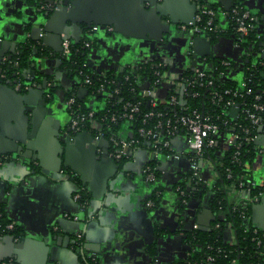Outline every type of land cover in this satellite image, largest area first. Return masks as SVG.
Wrapping results in <instances>:
<instances>
[{
	"label": "crops",
	"instance_id": "0c3cea01",
	"mask_svg": "<svg viewBox=\"0 0 264 264\" xmlns=\"http://www.w3.org/2000/svg\"><path fill=\"white\" fill-rule=\"evenodd\" d=\"M205 1L217 5V24L224 33L214 41L199 34L209 45L198 48L203 54L197 58L210 54L228 60L227 78L236 82L242 64L247 63L244 49L226 33L229 22L222 4ZM262 1L241 3L261 19ZM38 2L0 0V22L6 30L0 36L3 57L11 54L12 44L14 52L18 50L30 27L42 25L39 35L44 34V40L26 38V42L41 43L50 54L37 48L31 55L32 60H42L35 67L36 77L30 79L40 84L46 77L55 85L46 97L45 89L14 93L5 88V81L0 82V210L19 229L16 235L0 232V264L8 260L14 264H83L92 259L94 264H180L189 252L186 233L194 224L207 229L214 224L216 216L209 201L219 179L217 169L225 156L227 135L218 138L213 154L200 163L199 190L193 188L196 192L183 202L177 189L192 184L185 157L159 156L154 162L157 178L148 182L143 168L152 158L146 148H131L124 159L117 160L107 155L105 138L95 140L91 134L90 140L67 130L65 91L78 81L61 67L58 55L62 37L76 41L88 29L85 23H91L99 29L89 35L93 43L86 49L85 60L95 70H133L156 60L166 61L173 75L187 68H205L202 59H195V52L189 56L183 50L191 37L179 35L176 27L193 15L194 0H70L68 7L57 5L46 16ZM105 24L117 30L115 37L104 29ZM257 52L256 57L261 53ZM83 101L94 109L104 105L102 94H85ZM118 135L130 137L131 126L123 122ZM258 140L264 149V134ZM171 143L176 151L189 152L183 134L174 136ZM247 170L256 193L229 187L226 197L235 204L252 197L247 202L248 224L264 230V156L254 155L247 161ZM77 182L88 194L87 206L74 199ZM152 194L158 201L148 207ZM223 241L235 242L229 224L223 228Z\"/></svg>",
	"mask_w": 264,
	"mask_h": 264
},
{
	"label": "built area",
	"instance_id": "2783aa9c",
	"mask_svg": "<svg viewBox=\"0 0 264 264\" xmlns=\"http://www.w3.org/2000/svg\"><path fill=\"white\" fill-rule=\"evenodd\" d=\"M59 1L42 0L40 5L42 9L48 10L57 6ZM194 1L196 2L197 9L193 20L176 25L177 29L187 35H191V39H189L190 45L187 49L189 56H192L194 53L191 47L193 37L203 33L206 38L210 39L216 35L214 33L221 31L215 21L217 11L199 3L198 0ZM230 1L231 5L228 11H225V14L229 22L228 30H231L229 34L232 36L235 44L241 47V40L249 37L250 33L256 29L255 36L257 40L249 43V45L258 47V43L264 38V18L259 19L244 8L241 0ZM97 29L98 27L93 25L84 30L80 38L82 44L74 48V50L71 47L73 41L70 38L63 39L61 42L60 59L68 58L72 52L77 53L79 48H89L91 43L86 38ZM105 29L107 32H112L111 26H105ZM243 54L244 57H247V45L244 48ZM206 57L203 56L201 58L206 63L205 68H187L178 75H173L169 72L166 61H150L151 80L145 78L146 80L142 82L136 79L139 88H130V92L133 93L132 101H123L119 107H114L115 109L113 108V103H109L107 107V102L118 98L117 96L120 92L118 84L115 83L114 79L106 81L104 71L91 68V65L84 60L80 63L81 68L78 69L77 73L82 81L80 86L86 88L87 94H102L104 105L101 109L90 108L86 105L87 109H84L81 103L77 102L75 91H73L68 98H65V106L69 115V130L73 133L86 131L92 134L95 140L105 138L108 142L107 155L117 160L124 159L131 148H146L152 158L143 168L145 179L148 182H154L156 179L157 175L155 171H157V168L151 162H155L159 156L162 154L171 155L176 159L185 157L189 163L192 184L191 186H181L177 189L180 200L185 202L187 192L190 191L189 189L191 191H193V188L197 190L196 186L200 180L198 174L200 163L205 159L206 155H209V150H215L220 136L227 135L225 154L229 153L228 159L230 163H237L239 161L241 148L244 144L254 143L256 151L264 153V149L255 143L260 134L259 131L253 133L255 127L261 126V133L264 134V101H261L264 87L260 83H257L259 85L257 86V93H254V87L251 83L254 71L264 73V60L255 59L244 64L240 71L242 78L236 82L235 87H219L217 81L227 78L226 71L228 70L226 69L231 66L230 62L225 59H219L218 63H213V61L206 59ZM5 59L6 57H3L2 61ZM87 68L91 69L90 73L85 72ZM133 70H129V72ZM94 74H98L102 81L94 83ZM0 77H4V74H0ZM124 79H128V74L124 76ZM14 80L15 82L12 84V87L16 91L28 90L37 85L36 80H24L20 76L15 77ZM106 82L116 85L109 90L105 87ZM52 84H54L52 81L46 82L48 88ZM163 85H165V88H163ZM45 95L46 97H50V92L47 91ZM201 95L203 99H201L200 108L198 106H191L188 103L189 98L198 99ZM250 95L252 96V100L248 101L247 96ZM137 97L146 99L147 106L145 108L142 107L141 101L137 100ZM159 97L164 99L161 100ZM116 102L120 101L116 99ZM161 103L167 111L160 109ZM219 105L221 106V111L220 113H215V107ZM205 106L207 109H205ZM112 109L114 110L112 111ZM210 109L213 113L210 112ZM100 110L105 111L97 115V111ZM136 115L137 117L140 116L141 125L136 128L135 135L132 130V135L128 138L120 137L116 131H112L109 135L105 136V132L110 130L111 122L123 120V122L131 126V121ZM152 117H155V119L151 120ZM239 118H243L245 123L240 121ZM178 134H183L186 139L189 150L187 154L178 152L172 147L171 139ZM225 170L227 178H230L232 176L230 168L226 167ZM237 178V187L246 191L250 189L251 183L248 180L245 186L243 174H240ZM77 191L74 193V199L78 201L79 193ZM252 199L249 196L245 203H236V205L246 206L247 202L252 201ZM147 206L152 207L153 202L148 200ZM14 226V222H9L4 226V229L12 230ZM215 226L217 227L218 224ZM192 228L198 229V225L194 224ZM251 232L253 234L252 239H255L256 245L262 246L264 230L252 227ZM78 239H80L79 235ZM191 252L192 248L189 245L187 257ZM258 253L264 258V249L260 248ZM208 259L212 260V257H208ZM93 260H89V262H93ZM5 264L14 263L12 260H8ZM83 264H88V261L84 260ZM185 264L192 263L187 261Z\"/></svg>",
	"mask_w": 264,
	"mask_h": 264
},
{
	"label": "trees",
	"instance_id": "16d2710c",
	"mask_svg": "<svg viewBox=\"0 0 264 264\" xmlns=\"http://www.w3.org/2000/svg\"><path fill=\"white\" fill-rule=\"evenodd\" d=\"M199 3L204 4L206 7L215 9L217 8V5L212 3H207L205 0H198ZM217 22V19H215ZM231 30H227L226 33H229ZM224 32H217L214 33L212 37V41L215 40V36H219L223 34ZM256 29H254L249 37L244 38L241 40V44L243 46H248L249 43L255 42L256 39ZM262 38V37H261ZM92 45L93 40H91L89 37L86 38ZM36 48H39L40 51L43 50V47H40L41 45L33 43H25L22 44L16 52H14L10 58H6L4 61L0 62V74H4V77H0V81L4 82L6 80L12 81L15 77L21 75V71L27 66L29 63V58L33 54L32 48L33 45ZM82 41L79 39L77 42H74L71 44L72 50L74 48L81 46ZM86 55V49L79 48V51L77 53L72 52L68 58H63L61 67H63L67 74L71 77L77 78V83H75L70 89L65 91V98H68L73 91H75V98L77 102L81 103V106L84 109H87V106L84 104V101L82 99H79L77 97V87L81 85L82 81L78 77V69L81 68L80 63L85 60ZM217 58H213L211 61L213 63H218ZM92 68V67H91ZM91 72V69L87 68L85 72ZM128 74V79H124V76ZM106 75V81L110 79H114L115 83L118 84V88L120 90L118 98H115L113 100H110L107 102V107L109 103H113L114 107H119V105L123 101H132V95L133 93L130 92V88H139V84L136 82V79L139 81H144L147 78L148 80H151V62L144 63L138 67H136L132 72H129L128 69H124L120 72H105ZM48 80V79H47ZM93 81L94 83H98L99 81H102L100 79L98 74L93 75ZM39 82V81H37ZM237 82V81H236ZM235 81H232L229 78L219 79L217 81V84L219 87H235L236 85ZM251 83L253 84V91L254 93H257V89L259 86L257 83H260L262 87H264V73H260L259 71H254L251 77ZM105 87L107 89L113 88L116 84H109L105 83ZM55 85L52 84L48 91H53ZM90 89V88H89ZM137 100L141 101L142 107L145 108L147 106L146 99L137 97ZM116 99L120 102H116ZM201 99H203L202 95L198 98H189L188 103H190L191 106H198L200 108L201 106ZM247 100L251 101L252 96H247ZM261 101H264V94L261 99ZM207 106V104H206ZM205 106V109H207ZM160 109L162 111H167V109L164 108V105L160 104ZM115 109V108H114ZM112 109V111L114 110ZM105 110L97 111V115H100ZM221 106L215 107V113H220ZM210 112L213 113V111L210 109ZM155 119V117H152L151 120ZM240 121L245 123L243 118H239ZM123 123V120H119L117 122H111L110 130H107L105 132V136L109 135L110 132H118L119 126ZM131 128L135 135L136 128L141 125L140 116L135 118L131 121ZM264 127V124H263ZM259 127H255L253 129V133L258 131ZM222 129V127H221ZM254 143L244 144L241 148V153L239 156V161L237 163H230L228 159V154L226 153L225 156L222 159V164L218 167V175L219 179L216 182L215 188L213 190V195L209 201V205L211 210L215 213V220L214 224L209 228L208 230H199V229H192L191 231L186 233V241L188 245L192 248L191 254L186 258V260L182 261L180 264H185L187 261H190L192 264H264V258L259 255L258 250L260 248L264 249V241L262 243V246H257L255 239H252L253 234L251 232L252 227L248 224V217H249V204H246V206L243 205H236L234 201H230L226 197V192L228 191V188H239L237 187V177L240 174L244 175V182L245 186L246 183L249 180V171L247 170V161H250L253 156L256 153V149L254 148ZM208 153L211 155L213 154V150H209ZM154 162H151L153 164ZM229 167L232 176L230 178H227L226 176V170L225 168ZM155 174L157 175V171H155ZM251 183V182H250ZM78 186V193H79V199L78 202L83 205L87 206L88 203V194L86 193V190L82 187L79 182H77ZM250 191L253 193H256V188L250 184L249 186ZM187 192V198L191 197L194 192L191 191ZM258 192V191H257ZM153 202V206L156 205L158 199L157 196L152 194L149 198ZM10 221L6 219L5 214L0 210V232H9L14 235L19 233V229L17 226H14L12 230H5L4 226L8 224ZM218 224L216 227L215 225ZM225 224H229L230 227L234 231L235 235V242L232 244H228L223 241V228ZM79 242L76 243L78 245ZM208 257H212V260H209ZM88 264H94V262H89Z\"/></svg>",
	"mask_w": 264,
	"mask_h": 264
},
{
	"label": "water",
	"instance_id": "95a60500",
	"mask_svg": "<svg viewBox=\"0 0 264 264\" xmlns=\"http://www.w3.org/2000/svg\"><path fill=\"white\" fill-rule=\"evenodd\" d=\"M221 4H222V6H223V10H225V11H228V9H229V6L231 5V1L230 0H218ZM70 0H60L59 1V3H58V5L59 6H61V5H63L64 7H68V5H70ZM262 2H264V0L262 1ZM194 5H195V7H196V9H197V5H196V2L194 1V3H193ZM49 9H51V8H49ZM48 9V10H49ZM246 9H247V7H246ZM48 10L47 11H44V15L46 16L47 14H48ZM196 11V10H195ZM195 13V12H194ZM194 13H193V15L192 16H190V17H188V18H186L185 20H182L181 21V23H188L189 21H192L193 20V16H194ZM262 13H263V15H264V7H263V10H262ZM264 18V16H262L261 17V19H263ZM168 23H176V22H173L172 21V19H168V21H167ZM3 22H0V36H3V34H5V32H6V30H5V26H4V24H2ZM81 23H79L78 25H80ZM86 24V26L88 27V28H90L91 27V23H85ZM98 24V23H97ZM3 26V27H2ZM93 26V25H92ZM97 26V25H96ZM105 26H111V25H109V24H105ZM105 26H104V29H105ZM98 27V29H99V26H97ZM112 27V37H115V35H116V29L113 27V26H111ZM41 28H43L42 27V25H40V24H35V25H33L32 27H30V29H29V32L28 33H26V36H25V39H24V41H23V44H25V42H26V38H28L29 40H31V41H35V42H39L40 40H44V34H41V36L39 35L40 34V32H41ZM98 29L96 30V31H94V32H97L98 31ZM44 30V29H43ZM79 30H80V32L82 31V29L81 28H79ZM45 31V30H44ZM37 34V36H33V34ZM108 33H111V32H108ZM114 33H115V35H114ZM201 35H204L203 33H200V36ZM189 36V38L191 37V35H188ZM200 36H197V37H194L193 38V49H194V57H195V59L197 58V54H203L202 52H200L199 50H198V48H200L201 49V47H203V45H204V47H207V45H209V44H207V41H204V39L203 38H201ZM64 38H69V37H62V40L64 39ZM2 39H0V51L2 50V48H3V44H2V41H1ZM79 39H77L76 41L74 40V42H77ZM41 42V41H40ZM27 43V42H26ZM201 43H203V44H201ZM22 45V44H21ZM20 45V46H21ZM14 46H15V44H12L11 45V49H10V52H11V54H9V55H7V58H10V56L14 53ZM210 47V46H209ZM242 48V47H241ZM252 48H253V46L250 44V45H248L247 46V50H249V51H251L252 50ZM198 50V51H197ZM32 51H33V53H37V48L36 47H33L32 48ZM257 51H259V52H261L259 55H258V59H261V60H264V38H263V40L260 42V43H258V50ZM256 55L257 54H255V57H256ZM2 58H3V53H1L0 52V62L2 61ZM199 61H201V58H197ZM32 56L29 58V63L27 64V66L21 71V75H22V78L24 79V80H29L30 78H35L36 77V70H35V67H37V66H40L41 65V62H40V60H42L41 58H39V61L36 59V60H32ZM248 60L247 59H245V62H247ZM33 62V63H32ZM59 62L61 63V59L59 58ZM136 62H138V63H140V60H138V61H136ZM194 62L196 63L197 61H195L194 60ZM90 65V64H89ZM40 73H42V71L40 72ZM29 74V75H28ZM1 82V81H0ZM15 82V80L13 79L12 81H10V80H6L5 81V88H9L11 91H13L14 93H16V90L15 89H13V87H12V84ZM46 82H47V79H46V77L44 78L43 77V79H42V81H41V83L40 84H38V85H36L35 87H31L30 89H28L27 91H33L34 89H37V90H40L41 92H44V89H45V93L48 91V87H47V85H46ZM1 83H0V90H1ZM164 91V90H163ZM162 91V92H163ZM165 92V91H164ZM85 94H87V90H86V88H84V87H82V86H79L78 87V89H77V97L79 98V99H83V95H85ZM161 94H163V93H161ZM94 99H97V96L95 97H93ZM91 108V107H90ZM261 126L258 128V131H259V135H258V137L260 138L261 137V135H262V133H261ZM68 131H69V129H67ZM79 133H81V134H84V135H87L88 137H89V139L91 140L92 139V136H91V134L90 133H87L86 131H82V132H79ZM258 137H257V140L255 141V143L256 144H260V141L258 140ZM72 139H74V137H72ZM261 145V144H260ZM11 157V156H10ZM13 158H15V157H12L11 159H13ZM32 164H34V160H32V162H31ZM33 166V165H32ZM32 173H34L35 172V168H34V166L31 168V170H30ZM198 229L199 230H208L207 228H204V227H198ZM263 230V229H262ZM11 239H13V237H12V235L11 236H9ZM19 241H20V238H19Z\"/></svg>",
	"mask_w": 264,
	"mask_h": 264
},
{
	"label": "flooded vegetation",
	"instance_id": "af4514ba",
	"mask_svg": "<svg viewBox=\"0 0 264 264\" xmlns=\"http://www.w3.org/2000/svg\"><path fill=\"white\" fill-rule=\"evenodd\" d=\"M41 1L42 0H39V2H38V8L39 9H41V11H44L45 9H42L41 8ZM46 11V10H45ZM179 35H181V36H188L186 33H184V32H182V31H180L179 33H178ZM261 42V41H260ZM36 44H38V45H41V43H36ZM41 47V46H40ZM91 47V46H90ZM89 47V48H90ZM241 47L244 49L245 48V46H242L241 45ZM240 47V48H241ZM241 48V49H242ZM188 49V47L186 46V47H184V51H186ZM257 50H258V47L257 46H253V48H252V50L251 51H248L247 50V53H248V55H247V57H244L245 59H247L248 61H247V63H249V62H251V61H253V60H255V59H257V57H254L255 56V54H258V52H257ZM43 54H47V55H49L50 53L48 52V50H46V49H44L43 48V50L41 51ZM59 58H60V53H59ZM212 55H208L207 57H206V59H208V60H212ZM61 63H62V60H61ZM231 65V64H230ZM242 67H243V64H242ZM242 67H241V69L240 70H242ZM230 68V67H229ZM229 68H227L226 70H229ZM240 72V71H239ZM47 81H52L51 79L50 80H47ZM37 82V81H36ZM53 82V81H52ZM54 83V82H53ZM37 84H38V82H37ZM156 178H157V176H156ZM156 180V179H155ZM196 188L199 190V185L197 184V186H196Z\"/></svg>",
	"mask_w": 264,
	"mask_h": 264
},
{
	"label": "rangeland",
	"instance_id": "374dc122",
	"mask_svg": "<svg viewBox=\"0 0 264 264\" xmlns=\"http://www.w3.org/2000/svg\"><path fill=\"white\" fill-rule=\"evenodd\" d=\"M241 78H242V76H240ZM239 77V78H240ZM161 100H163L164 98H162V97H159ZM263 153V152H262ZM255 155L256 156H259V155H263L264 156V153L263 154H261V152H258V151H256V153H255Z\"/></svg>",
	"mask_w": 264,
	"mask_h": 264
}]
</instances>
